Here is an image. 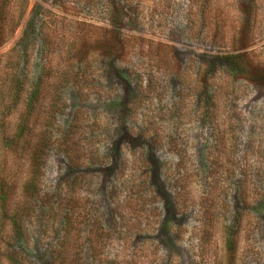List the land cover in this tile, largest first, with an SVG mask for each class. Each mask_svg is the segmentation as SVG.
<instances>
[{
  "label": "rangeland",
  "instance_id": "374dc122",
  "mask_svg": "<svg viewBox=\"0 0 264 264\" xmlns=\"http://www.w3.org/2000/svg\"><path fill=\"white\" fill-rule=\"evenodd\" d=\"M0 1L22 15L0 47L18 97L50 93L38 192L6 253L264 264V0Z\"/></svg>",
  "mask_w": 264,
  "mask_h": 264
},
{
  "label": "trees",
  "instance_id": "16d2710c",
  "mask_svg": "<svg viewBox=\"0 0 264 264\" xmlns=\"http://www.w3.org/2000/svg\"><path fill=\"white\" fill-rule=\"evenodd\" d=\"M2 8L0 5V47L11 39L22 18ZM230 59L234 64L236 58ZM8 64L0 58V264H19L17 257L6 253L3 245L10 235H21L19 222L23 209L30 208L38 192L50 93L47 88L42 89L47 83L29 95L24 93L26 99H20L23 95L19 98L17 94L22 92L21 84ZM237 69L243 73L246 68L238 64ZM24 167L26 179L22 183ZM227 259L233 260L232 253H228Z\"/></svg>",
  "mask_w": 264,
  "mask_h": 264
}]
</instances>
